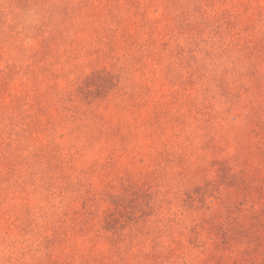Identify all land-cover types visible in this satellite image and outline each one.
I'll return each instance as SVG.
<instances>
[{
	"label": "rangeland",
	"instance_id": "obj_1",
	"mask_svg": "<svg viewBox=\"0 0 264 264\" xmlns=\"http://www.w3.org/2000/svg\"><path fill=\"white\" fill-rule=\"evenodd\" d=\"M0 264H264V0H0Z\"/></svg>",
	"mask_w": 264,
	"mask_h": 264
}]
</instances>
